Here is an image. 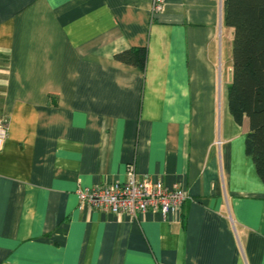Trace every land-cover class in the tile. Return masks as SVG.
<instances>
[{"label":"crops","instance_id":"obj_1","mask_svg":"<svg viewBox=\"0 0 264 264\" xmlns=\"http://www.w3.org/2000/svg\"><path fill=\"white\" fill-rule=\"evenodd\" d=\"M0 0V264H264V182L233 117L224 0ZM145 48L144 68L116 58ZM220 141V142H219ZM139 176L179 211L80 205Z\"/></svg>","mask_w":264,"mask_h":264},{"label":"trees","instance_id":"obj_2","mask_svg":"<svg viewBox=\"0 0 264 264\" xmlns=\"http://www.w3.org/2000/svg\"><path fill=\"white\" fill-rule=\"evenodd\" d=\"M224 20L233 28L229 107L239 124L249 119L246 151L264 182V0H224ZM116 58L144 68L146 49L127 50Z\"/></svg>","mask_w":264,"mask_h":264},{"label":"built area","instance_id":"obj_3","mask_svg":"<svg viewBox=\"0 0 264 264\" xmlns=\"http://www.w3.org/2000/svg\"><path fill=\"white\" fill-rule=\"evenodd\" d=\"M151 7L153 15L159 14L165 8V0H152ZM8 129V118L0 117V150L4 147ZM77 194L80 205L134 217L147 211H160L164 215L179 211L189 198L187 191L178 185L168 187L161 179L139 176L135 163L128 165L124 181L79 187Z\"/></svg>","mask_w":264,"mask_h":264},{"label":"rangeland","instance_id":"obj_4","mask_svg":"<svg viewBox=\"0 0 264 264\" xmlns=\"http://www.w3.org/2000/svg\"><path fill=\"white\" fill-rule=\"evenodd\" d=\"M233 35V34H232ZM188 200V199H187Z\"/></svg>","mask_w":264,"mask_h":264}]
</instances>
